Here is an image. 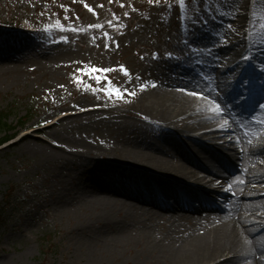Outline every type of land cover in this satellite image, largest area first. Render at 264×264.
<instances>
[{"label": "rangeland", "instance_id": "obj_1", "mask_svg": "<svg viewBox=\"0 0 264 264\" xmlns=\"http://www.w3.org/2000/svg\"><path fill=\"white\" fill-rule=\"evenodd\" d=\"M209 29L206 42L191 36ZM233 29L246 47L264 50V0H0V42L17 38L27 45L0 57V111H10L13 125L17 116L29 117L16 138L0 145V264L111 263L102 241L89 248L77 228L91 223L98 205L91 193L70 201L79 165L91 157L101 167L125 165L108 150L96 155L95 144L130 145L143 122L135 112L144 80L172 75L160 65L185 71L191 56L198 61L193 73L209 78L200 53H215ZM259 68L263 75L264 61ZM69 112L88 114L40 132ZM32 128L26 146L13 143ZM230 140L218 136L212 147ZM227 172L235 178L239 169ZM206 199L224 202L210 190ZM125 257L135 262L131 253Z\"/></svg>", "mask_w": 264, "mask_h": 264}, {"label": "bare ground", "instance_id": "obj_2", "mask_svg": "<svg viewBox=\"0 0 264 264\" xmlns=\"http://www.w3.org/2000/svg\"><path fill=\"white\" fill-rule=\"evenodd\" d=\"M212 32L191 36L206 42ZM228 37L215 53H200L209 78L193 73L198 61L191 56L185 71L160 65L172 75L144 80L135 112L143 122L131 132L130 145L95 144L96 155L108 150L125 165L113 169L82 158L70 201L95 195L91 223L77 228L89 248L102 241L109 264H127L130 253L133 264H264V50L246 47L234 29ZM26 46L17 38L1 40L0 57ZM87 114H61L40 132ZM199 124L206 129L195 141ZM33 130L13 143L26 146ZM222 135L232 140L216 150L212 145ZM236 169L229 178L227 171ZM207 190L224 202L205 199Z\"/></svg>", "mask_w": 264, "mask_h": 264}, {"label": "trees", "instance_id": "obj_3", "mask_svg": "<svg viewBox=\"0 0 264 264\" xmlns=\"http://www.w3.org/2000/svg\"><path fill=\"white\" fill-rule=\"evenodd\" d=\"M10 111H0V144L15 136V130L18 126L26 127L29 120L28 116H17L15 125L9 122Z\"/></svg>", "mask_w": 264, "mask_h": 264}, {"label": "snow or ice", "instance_id": "obj_4", "mask_svg": "<svg viewBox=\"0 0 264 264\" xmlns=\"http://www.w3.org/2000/svg\"><path fill=\"white\" fill-rule=\"evenodd\" d=\"M110 2H111V0H110ZM181 2H183V0H181ZM90 11H91V9H89ZM96 27H100V25H96ZM117 47H119V45L117 44L116 45ZM169 57H171V54H169ZM154 59H156V58H158V55H156V56H154L153 57ZM92 71H98V70H96V69H93ZM102 71H105V72H107V71H109L108 69H103ZM153 87H157V85L155 84V83H153ZM128 95H135V93H133V92H129V93H127ZM190 95H195V93L194 92H192V93H189Z\"/></svg>", "mask_w": 264, "mask_h": 264}]
</instances>
